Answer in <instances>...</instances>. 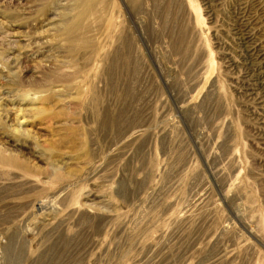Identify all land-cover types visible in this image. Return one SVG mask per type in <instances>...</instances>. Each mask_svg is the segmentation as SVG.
I'll return each instance as SVG.
<instances>
[{
	"label": "rangeland",
	"instance_id": "rangeland-1",
	"mask_svg": "<svg viewBox=\"0 0 264 264\" xmlns=\"http://www.w3.org/2000/svg\"><path fill=\"white\" fill-rule=\"evenodd\" d=\"M92 2L0 0V264H264V0Z\"/></svg>",
	"mask_w": 264,
	"mask_h": 264
},
{
	"label": "bare ground",
	"instance_id": "bare-ground-1",
	"mask_svg": "<svg viewBox=\"0 0 264 264\" xmlns=\"http://www.w3.org/2000/svg\"><path fill=\"white\" fill-rule=\"evenodd\" d=\"M73 1L75 3L76 8L78 9V13L75 16V18L73 19V21L69 24V26L65 29V31L63 30L64 31L63 37H64L66 44H68L72 47L82 46V45L84 47V44L86 45V43H87V42L83 41L84 38L82 36L84 33H86L85 31H87L86 26L84 25V21H86V19L88 17H90V15L92 16V14L97 13L98 11L96 9V5H95L96 3L94 4L92 2V0H73ZM23 122H25V121H23ZM18 128H20V127L18 126ZM16 131H15V133H16ZM22 132H23V130H22ZM199 201H201V197L197 198L194 205H197ZM187 212H189V211H187ZM183 218H185V216ZM186 219H187V217H186ZM11 256H10L11 259H9L10 264H12V261H13V258Z\"/></svg>",
	"mask_w": 264,
	"mask_h": 264
}]
</instances>
